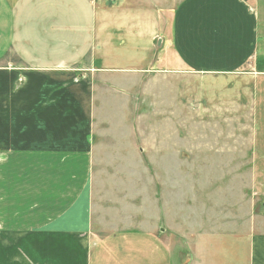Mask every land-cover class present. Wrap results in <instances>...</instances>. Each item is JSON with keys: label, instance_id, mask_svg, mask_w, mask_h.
Segmentation results:
<instances>
[{"label": "crops", "instance_id": "1", "mask_svg": "<svg viewBox=\"0 0 264 264\" xmlns=\"http://www.w3.org/2000/svg\"><path fill=\"white\" fill-rule=\"evenodd\" d=\"M260 3L262 16L257 0H0V93L9 94L5 104L0 94V167H10L0 177V264H173L163 237L94 229L92 164L106 148L96 139H117L121 130L98 131L96 73L83 71L159 69L170 57L168 64L201 74L256 68ZM8 65L36 74L24 98L10 93L17 82ZM18 101L35 120L24 152L3 118L17 116ZM17 164L26 171L12 173ZM250 232L247 244L217 240L227 243L223 257L201 250L188 263L264 264V231Z\"/></svg>", "mask_w": 264, "mask_h": 264}, {"label": "rangeland", "instance_id": "2", "mask_svg": "<svg viewBox=\"0 0 264 264\" xmlns=\"http://www.w3.org/2000/svg\"><path fill=\"white\" fill-rule=\"evenodd\" d=\"M257 4L262 16L260 0ZM168 42L162 53L167 59ZM257 50L256 68L225 74L186 70L168 64L171 57L159 69L83 71L96 73L92 105L98 131L108 136L109 127L121 130L112 135L117 139H96L103 138L106 147L96 155L90 180L96 231L156 234L170 242L173 264H189V259L195 263L201 250L223 257L227 243L217 240L240 238L250 243L254 225L257 233L264 231L262 23ZM8 67L17 82L16 89L9 87L10 93L17 100L24 98L36 74ZM75 70L55 71L61 75ZM0 94L4 104L9 102L7 92ZM24 105L17 102L15 118L3 117L7 126L17 128L16 152L25 150V129L35 128L32 112L26 115ZM26 169L11 167L16 174ZM9 170L0 167L1 179Z\"/></svg>", "mask_w": 264, "mask_h": 264}]
</instances>
